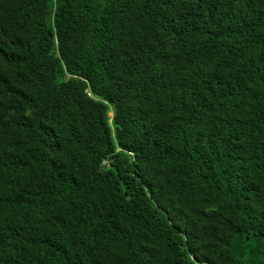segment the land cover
<instances>
[{"label":"trees","instance_id":"obj_1","mask_svg":"<svg viewBox=\"0 0 264 264\" xmlns=\"http://www.w3.org/2000/svg\"><path fill=\"white\" fill-rule=\"evenodd\" d=\"M0 264H264V0H0Z\"/></svg>","mask_w":264,"mask_h":264},{"label":"rangeland","instance_id":"obj_2","mask_svg":"<svg viewBox=\"0 0 264 264\" xmlns=\"http://www.w3.org/2000/svg\"><path fill=\"white\" fill-rule=\"evenodd\" d=\"M111 118L113 117V113L110 114Z\"/></svg>","mask_w":264,"mask_h":264},{"label":"water","instance_id":"obj_3","mask_svg":"<svg viewBox=\"0 0 264 264\" xmlns=\"http://www.w3.org/2000/svg\"><path fill=\"white\" fill-rule=\"evenodd\" d=\"M108 166H105V168H107Z\"/></svg>","mask_w":264,"mask_h":264}]
</instances>
